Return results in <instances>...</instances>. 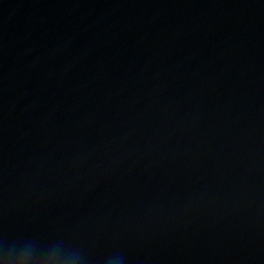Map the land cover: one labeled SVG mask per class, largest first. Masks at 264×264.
I'll return each instance as SVG.
<instances>
[{
	"label": "clouds",
	"instance_id": "1",
	"mask_svg": "<svg viewBox=\"0 0 264 264\" xmlns=\"http://www.w3.org/2000/svg\"><path fill=\"white\" fill-rule=\"evenodd\" d=\"M70 261H71L70 255L55 257V264H70ZM108 264H122V258L119 256H113L109 258Z\"/></svg>",
	"mask_w": 264,
	"mask_h": 264
}]
</instances>
